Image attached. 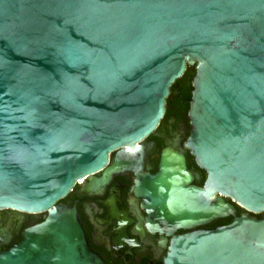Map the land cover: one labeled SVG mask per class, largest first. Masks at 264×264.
<instances>
[{
  "label": "water",
  "instance_id": "1",
  "mask_svg": "<svg viewBox=\"0 0 264 264\" xmlns=\"http://www.w3.org/2000/svg\"><path fill=\"white\" fill-rule=\"evenodd\" d=\"M186 66L185 146L202 187L170 148L140 173L135 144ZM124 169L148 232L185 230L160 264H264V0H0V209L47 213L0 264H103L57 202Z\"/></svg>",
  "mask_w": 264,
  "mask_h": 264
},
{
  "label": "flooded vegetation",
  "instance_id": "2",
  "mask_svg": "<svg viewBox=\"0 0 264 264\" xmlns=\"http://www.w3.org/2000/svg\"><path fill=\"white\" fill-rule=\"evenodd\" d=\"M193 74L194 68L171 85V96L166 98L163 115L155 129L135 144L142 151L140 173L155 174L158 171L161 150L170 148L183 157L184 167L191 177L188 185L202 187L205 172L197 167L185 146L191 127L187 115L189 98L184 100L182 91L189 88L190 97ZM119 149L110 152L106 166L90 176L100 177L106 167L113 165L114 154ZM87 177L76 181L57 202L61 206H72L75 209L87 247L103 264L162 263L170 239L185 230L173 231L171 235L148 232L144 225L146 213L140 207L142 199L133 192L136 175L132 170L110 173V179L100 191L93 194L87 193L81 187ZM223 200L234 207L236 215L243 213L230 199ZM46 216V212L27 213L0 209V252L22 239L25 229L41 223ZM230 220V217L217 218L201 227H195L194 230L215 228L229 223Z\"/></svg>",
  "mask_w": 264,
  "mask_h": 264
},
{
  "label": "trees",
  "instance_id": "3",
  "mask_svg": "<svg viewBox=\"0 0 264 264\" xmlns=\"http://www.w3.org/2000/svg\"><path fill=\"white\" fill-rule=\"evenodd\" d=\"M189 71H193V67L186 66L185 71L183 72L182 75L187 74ZM182 75H181V77H182ZM181 77L178 78L177 80L181 79ZM182 94H183V99L187 100L189 98V88L183 89Z\"/></svg>",
  "mask_w": 264,
  "mask_h": 264
}]
</instances>
